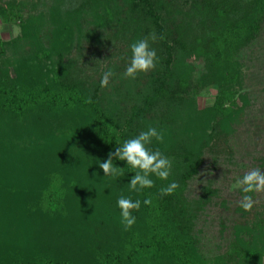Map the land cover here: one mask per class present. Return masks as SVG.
Here are the masks:
<instances>
[{
    "label": "trees",
    "instance_id": "obj_1",
    "mask_svg": "<svg viewBox=\"0 0 264 264\" xmlns=\"http://www.w3.org/2000/svg\"><path fill=\"white\" fill-rule=\"evenodd\" d=\"M22 11L13 47L31 76L0 69V264H263L264 205H255V192L250 211L239 203L236 219L225 220L211 213L228 208L213 180L196 196L189 189L207 154L213 166L232 154L219 143L250 104L235 101L237 56L263 35L264 0H37ZM153 32L162 38L153 42ZM140 39L158 63L126 78L129 45ZM200 60L205 72L192 79ZM45 66L55 71L46 85L36 82ZM109 68L116 75L101 88ZM211 87L213 106L196 110V97ZM149 127L164 134L151 147L172 161V174L134 192L135 170L125 162L113 158L122 168L115 178L97 164ZM173 181L179 187L162 196ZM121 195L152 201L133 212L128 230ZM214 219L215 241L205 234Z\"/></svg>",
    "mask_w": 264,
    "mask_h": 264
},
{
    "label": "rangeland",
    "instance_id": "obj_2",
    "mask_svg": "<svg viewBox=\"0 0 264 264\" xmlns=\"http://www.w3.org/2000/svg\"><path fill=\"white\" fill-rule=\"evenodd\" d=\"M33 2H37V0H0V42L3 44L5 51L4 56L0 59V69L4 71L5 75L9 74L12 78H14V72L16 71L20 72L22 77L31 76L30 69L26 70L20 64L16 65L13 43L21 37L22 18L25 17V13L22 11L23 7L26 3ZM237 60L243 66L241 69L243 77L241 84L236 87L235 101L240 106L242 102L240 100L241 95L249 99L250 104L244 109L239 122L233 126V133L226 138L225 142L221 141L219 143L220 150L231 151L232 154L228 160L224 156L215 166L211 164L212 157L207 154L199 178L190 185L189 189V195L196 196L198 189L206 181L213 180V185L219 189L221 198L228 202V208L225 212L224 209L216 207L212 209L211 213L213 215L221 213L222 218L225 220L236 219L233 210L242 199V196L239 195V189L231 190V186L237 179L242 178L256 168H262V171H264V164L261 163L264 160V32L255 43L241 50ZM193 65L196 71L190 76L192 79L199 76L201 72H205L202 60L195 62ZM39 74L36 82L43 79L46 85L48 84L47 79L52 80L55 71L51 66H45L41 67ZM192 82L194 81L192 80ZM143 84L144 82L141 83L142 89L145 87ZM216 95L217 90L214 87L201 91L195 99V109L201 111L213 106ZM254 196H256L255 205L257 207L263 206L264 190L255 192ZM38 223L42 227L38 229L37 233L45 238L48 234L45 231V224H43L42 219H39ZM216 223L217 220H211L205 230L209 240L215 241L217 238ZM53 234H56L55 230Z\"/></svg>",
    "mask_w": 264,
    "mask_h": 264
},
{
    "label": "clouds",
    "instance_id": "obj_3",
    "mask_svg": "<svg viewBox=\"0 0 264 264\" xmlns=\"http://www.w3.org/2000/svg\"><path fill=\"white\" fill-rule=\"evenodd\" d=\"M158 37L155 32L151 34V40L155 42ZM130 63L126 67L124 76L135 79L139 73H147L153 70L158 63L157 51L150 47L148 39H140L129 45ZM116 75L113 69L104 71L100 79V87L106 88L110 81ZM153 138L157 142L164 141V134L155 127H149L147 131H141L138 135L125 140L116 147L115 152L111 153L106 160L100 161L97 165L104 173V176L118 177L121 167L115 166L113 158L125 162L126 166L135 170L134 175L129 180L130 190L140 192L144 189H151L155 186V181L151 178L155 176L159 180L167 181L172 174V161L160 150H154L151 147ZM179 185L173 181L166 187L160 189L162 196L172 195ZM241 190L244 194L240 202V208L244 211H250L253 206V197L251 193L264 190V171L262 168H256L248 172L242 178L237 179L231 186V190ZM117 207L120 210L121 224L125 230L132 228L136 224V216L133 212H138L142 203L150 205L152 201L145 199L143 202L139 199L133 200L130 196L121 195L117 199Z\"/></svg>",
    "mask_w": 264,
    "mask_h": 264
}]
</instances>
